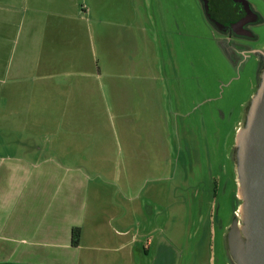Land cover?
Instances as JSON below:
<instances>
[{"label":"rangeland","instance_id":"374dc122","mask_svg":"<svg viewBox=\"0 0 264 264\" xmlns=\"http://www.w3.org/2000/svg\"><path fill=\"white\" fill-rule=\"evenodd\" d=\"M95 2L98 11L111 7L117 14L100 31L107 48L112 38L111 48L123 47L125 35H131L129 64L109 66L107 61L116 59L101 54L102 78L93 77L94 92L73 99L50 94L49 88L56 87L53 80L38 84L29 79L23 62L27 56L18 53L19 92L0 75V119L5 111L11 122L35 129L18 138L47 140L42 144L47 156L76 158L85 171L100 173L103 184L125 169L131 172L130 180L115 181L118 188L104 191L99 202L111 208L128 204L123 186L131 181L127 192L134 210L132 235L140 250L134 259L140 264H232L225 234L239 204L234 143L246 112L231 115L228 109L248 106L257 92L264 3L256 4L261 23L253 28L257 39L246 54L211 28L200 0ZM98 40L96 34V48ZM13 54L12 48L10 59ZM117 59H125V54ZM140 64L142 77L149 78L146 96L128 86L143 81L134 79L140 76ZM6 139L11 141V135ZM149 241L151 250L145 255Z\"/></svg>","mask_w":264,"mask_h":264},{"label":"crops","instance_id":"0c3cea01","mask_svg":"<svg viewBox=\"0 0 264 264\" xmlns=\"http://www.w3.org/2000/svg\"><path fill=\"white\" fill-rule=\"evenodd\" d=\"M95 1L98 0H93L91 7V0H0V75L13 85V91L19 92L22 79V60L15 63L18 53L19 57L27 56L23 62L29 67V79L38 84L53 80L56 87L49 88L50 94L59 92L73 99L94 92L93 77L97 81L102 78L101 54L116 59L107 61L109 66L121 68L129 64L127 41L131 35H125L123 47L111 48L115 44L112 38L107 48L99 38L100 31L117 14L111 7L98 11ZM124 7L119 13L125 11ZM10 42L12 47H6ZM122 54L125 59L118 60ZM140 68L141 64L137 69ZM137 73L140 76L134 79L141 80L140 70ZM73 79L74 85L70 83ZM0 96L4 99L3 94ZM2 115L0 264H140L134 259L140 250L136 246L138 238L132 235L134 210L127 192L131 181L123 186L128 204L120 202L111 208L99 202L105 197L104 191L118 188L115 181H126L127 177L130 180L131 172L125 169L115 178H106L109 183L103 184L100 173L85 171L75 163L76 158L63 161L47 156L42 145L47 140L19 139L22 132L36 130L11 122L5 111ZM8 135L11 141L6 139ZM68 163L77 165L67 166ZM75 229L80 230L79 244L74 243ZM150 248L149 241L144 247L145 255Z\"/></svg>","mask_w":264,"mask_h":264},{"label":"water","instance_id":"95a60500","mask_svg":"<svg viewBox=\"0 0 264 264\" xmlns=\"http://www.w3.org/2000/svg\"><path fill=\"white\" fill-rule=\"evenodd\" d=\"M256 94L245 107L235 143V219L225 237L232 264H264V50Z\"/></svg>","mask_w":264,"mask_h":264},{"label":"flooded vegetation","instance_id":"af4514ba","mask_svg":"<svg viewBox=\"0 0 264 264\" xmlns=\"http://www.w3.org/2000/svg\"><path fill=\"white\" fill-rule=\"evenodd\" d=\"M200 2L204 16L211 28L226 37L229 45L235 46L241 52L249 54L251 52V43L257 39L253 28L256 24L261 23L256 4L264 3V0H200ZM139 70L142 72V67ZM148 80V77L143 76L141 84L137 81L130 82L128 84L129 89L135 87L139 91L140 96L142 94L146 96ZM244 109L245 104L242 103L239 109L236 106H230L228 112L233 115L236 111ZM215 221L217 222L218 220L216 219Z\"/></svg>","mask_w":264,"mask_h":264},{"label":"trees","instance_id":"16d2710c","mask_svg":"<svg viewBox=\"0 0 264 264\" xmlns=\"http://www.w3.org/2000/svg\"><path fill=\"white\" fill-rule=\"evenodd\" d=\"M79 238H80V230L75 229L74 230V243L79 244Z\"/></svg>","mask_w":264,"mask_h":264}]
</instances>
